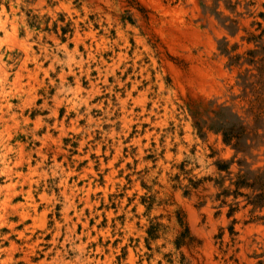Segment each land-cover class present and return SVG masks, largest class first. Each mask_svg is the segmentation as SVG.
I'll return each instance as SVG.
<instances>
[{"label":"rangeland","instance_id":"374dc122","mask_svg":"<svg viewBox=\"0 0 264 264\" xmlns=\"http://www.w3.org/2000/svg\"><path fill=\"white\" fill-rule=\"evenodd\" d=\"M0 264H264V0H0Z\"/></svg>","mask_w":264,"mask_h":264}]
</instances>
